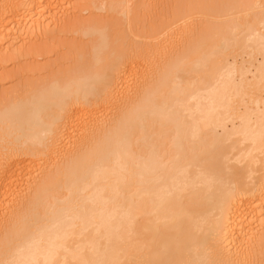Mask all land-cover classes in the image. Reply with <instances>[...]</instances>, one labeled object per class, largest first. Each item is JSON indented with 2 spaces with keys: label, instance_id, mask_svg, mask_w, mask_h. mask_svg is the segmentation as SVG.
Wrapping results in <instances>:
<instances>
[{
  "label": "bare ground",
  "instance_id": "1",
  "mask_svg": "<svg viewBox=\"0 0 264 264\" xmlns=\"http://www.w3.org/2000/svg\"><path fill=\"white\" fill-rule=\"evenodd\" d=\"M82 1L113 21L0 92V264H264V0L151 34L134 0ZM72 2L0 0V67L78 27Z\"/></svg>",
  "mask_w": 264,
  "mask_h": 264
},
{
  "label": "rangeland",
  "instance_id": "2",
  "mask_svg": "<svg viewBox=\"0 0 264 264\" xmlns=\"http://www.w3.org/2000/svg\"><path fill=\"white\" fill-rule=\"evenodd\" d=\"M134 1H136V3H134L135 4L134 5V9H135V11H134V13H135V15H134L135 25H134V27L137 28L138 31L140 30V32L143 31V32H145V34H151L150 32H152L154 30H158L159 33L161 31V33H162V30H164L165 26L169 25L167 23H172V21L174 20L175 13L176 14L182 13V12H178L181 10L183 12H186L189 9V1L190 0L189 1L185 0V2L183 0H180V1L177 0L178 2H181V3H179L180 5L177 7H175L176 3H177L175 0H173V2H172V0H160V1L154 0L153 3L156 2V4L155 3L153 4L152 1H151V3H149V1H148L147 3H149L148 4L149 6L145 4L146 2H144V0H134ZM210 1L211 0H199V3L201 2L200 5H207ZM81 2H83V3H81ZM187 3H188V6L186 5ZM143 4L145 5V7L146 6L148 7L147 10L143 7L144 6ZM173 4H174V7H173ZM67 7L68 8H66V9L68 11L65 9L66 11L64 10L63 13L60 14V12H59V14H60L59 20H60V18L62 20L65 17H68V18L70 17V19L72 21L76 20V22L78 23V27L70 28V30L67 27L63 32L64 35L61 34L60 37L54 36V38L51 37L48 39L47 36H41L40 38H38L37 40L32 42L33 44H31V46H26L27 48L30 47L32 50H34L36 52V54L34 51H31L33 54L32 55L31 52L29 51V53H30V55L28 54V57L30 56L29 58L26 57L24 59H22V58L20 59V57H16V58L13 57V59H12L13 62L10 61L11 64L8 62L9 64L1 65L2 68L0 67V92L9 91L11 88H13L14 85L15 86L20 85L18 83H19V80L22 81V79H18V78L21 76L19 73V72H21V69L23 71L29 70L28 75H26L27 73L26 74L23 73L25 76L28 77V78L26 77V79H25V76H24V80H27V79L37 80L38 78H41V76L45 78L47 76L54 75L55 70L59 71V69H60V71H61L64 68L66 69V67L68 66V63L70 64V61H69V59H67L68 56L66 57L65 55H68L70 49L71 48L78 49L79 47H81L83 45H87L89 43L88 38H86V37L84 38L80 32L75 33V30L77 31L78 29L86 28L87 25L89 23H91L92 21H97V22L102 21L103 22V21H105V19H106V22L107 21H109V22L113 21V18H111L112 16L111 17L108 16V13L106 11H104V12L99 11L98 6L90 5V3L88 1L74 0V2H72L71 5H69ZM77 7H78V9L80 8L81 11L78 12L77 9L74 10ZM156 7H157V10L155 9ZM171 7H172V9H171ZM150 8H152V9H150ZM173 10H175V11L173 12ZM153 11H155V12H153ZM64 12H65V14H64ZM117 14H118L117 16L115 15L116 22L119 26L122 27V25L124 26V23H123L124 18L121 14H119V13H117ZM218 23H220V22H218ZM177 24H179V23H177ZM119 26H118V28H119ZM175 26L174 27L176 30L177 25H175ZM180 26H181V22H180ZM67 29H68V32H67ZM69 31H70V33L72 31L73 34L72 33L70 34ZM166 36H167V34H166ZM164 39H165V36H164ZM164 39L162 37L161 41ZM7 46L3 47V50L8 49L9 47H7ZM20 47L21 46L19 45L16 48H20ZM22 49H24V48H22ZM31 56H33V57H31ZM59 58L60 59L62 58V59L60 60ZM14 59H17V60H14ZM58 60H60V61H58ZM62 63H65L66 65L64 66V64H62ZM58 65H59V67H58ZM25 69H27V70H25ZM18 74L20 76H18V78H17ZM134 75H132V76L134 77ZM15 80H16V82H15ZM21 81H20V83H21Z\"/></svg>",
  "mask_w": 264,
  "mask_h": 264
}]
</instances>
